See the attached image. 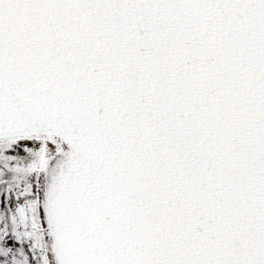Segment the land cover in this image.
Segmentation results:
<instances>
[{
	"label": "snow or ice",
	"instance_id": "obj_1",
	"mask_svg": "<svg viewBox=\"0 0 264 264\" xmlns=\"http://www.w3.org/2000/svg\"><path fill=\"white\" fill-rule=\"evenodd\" d=\"M0 264H264V0H0Z\"/></svg>",
	"mask_w": 264,
	"mask_h": 264
}]
</instances>
